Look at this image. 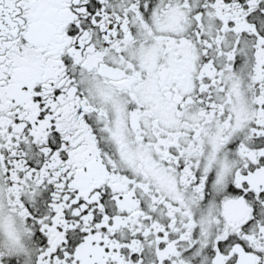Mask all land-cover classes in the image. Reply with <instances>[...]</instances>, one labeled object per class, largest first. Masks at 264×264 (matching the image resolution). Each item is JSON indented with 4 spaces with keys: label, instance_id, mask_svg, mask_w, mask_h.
Listing matches in <instances>:
<instances>
[{
    "label": "snow or ice",
    "instance_id": "6c2138e0",
    "mask_svg": "<svg viewBox=\"0 0 264 264\" xmlns=\"http://www.w3.org/2000/svg\"><path fill=\"white\" fill-rule=\"evenodd\" d=\"M0 264H264V0H0Z\"/></svg>",
    "mask_w": 264,
    "mask_h": 264
}]
</instances>
